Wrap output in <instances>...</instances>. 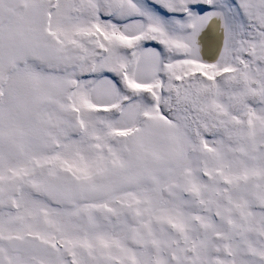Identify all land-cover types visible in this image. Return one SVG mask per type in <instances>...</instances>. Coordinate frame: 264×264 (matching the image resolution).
I'll return each instance as SVG.
<instances>
[{
  "label": "snow or ice",
  "instance_id": "obj_1",
  "mask_svg": "<svg viewBox=\"0 0 264 264\" xmlns=\"http://www.w3.org/2000/svg\"><path fill=\"white\" fill-rule=\"evenodd\" d=\"M0 264H264V0H0Z\"/></svg>",
  "mask_w": 264,
  "mask_h": 264
}]
</instances>
